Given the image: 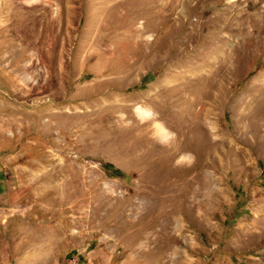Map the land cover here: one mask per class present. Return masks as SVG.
Here are the masks:
<instances>
[{
    "label": "rangeland",
    "instance_id": "rangeland-1",
    "mask_svg": "<svg viewBox=\"0 0 264 264\" xmlns=\"http://www.w3.org/2000/svg\"><path fill=\"white\" fill-rule=\"evenodd\" d=\"M0 264H264V0H0Z\"/></svg>",
    "mask_w": 264,
    "mask_h": 264
},
{
    "label": "bare ground",
    "instance_id": "bare-ground-1",
    "mask_svg": "<svg viewBox=\"0 0 264 264\" xmlns=\"http://www.w3.org/2000/svg\"><path fill=\"white\" fill-rule=\"evenodd\" d=\"M156 216V215H155ZM158 223V222H157ZM151 225V224H150ZM161 248V247H160Z\"/></svg>",
    "mask_w": 264,
    "mask_h": 264
}]
</instances>
